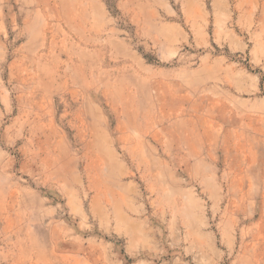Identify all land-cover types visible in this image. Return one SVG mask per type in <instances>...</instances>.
<instances>
[{
	"label": "rangeland",
	"instance_id": "1",
	"mask_svg": "<svg viewBox=\"0 0 264 264\" xmlns=\"http://www.w3.org/2000/svg\"><path fill=\"white\" fill-rule=\"evenodd\" d=\"M0 264H264V0H0Z\"/></svg>",
	"mask_w": 264,
	"mask_h": 264
},
{
	"label": "bare ground",
	"instance_id": "2",
	"mask_svg": "<svg viewBox=\"0 0 264 264\" xmlns=\"http://www.w3.org/2000/svg\"><path fill=\"white\" fill-rule=\"evenodd\" d=\"M54 7V6H53ZM55 9V8H54ZM64 16V15H63ZM59 17H61V16H59ZM62 18V17H61ZM68 22V21H67ZM67 24H69V23H67ZM57 44V43H56ZM61 45V44H60ZM64 46V45H63ZM59 49H60V47H59ZM65 50V49H64ZM54 52V51H53ZM57 54V53H56ZM59 56V55H58ZM70 58V57H69ZM57 60H59V59H57ZM53 63V62H52ZM55 63V62H54ZM61 63V62H60ZM58 67V66H57ZM60 67V66H59ZM81 68H82V66H81ZM58 71H60V69H58ZM118 94V93H117ZM115 95V94H114ZM117 96V95H116ZM118 98H119V95H118Z\"/></svg>",
	"mask_w": 264,
	"mask_h": 264
},
{
	"label": "crops",
	"instance_id": "3",
	"mask_svg": "<svg viewBox=\"0 0 264 264\" xmlns=\"http://www.w3.org/2000/svg\"><path fill=\"white\" fill-rule=\"evenodd\" d=\"M108 258H109V263H110V260H111V256L109 255V256H108Z\"/></svg>",
	"mask_w": 264,
	"mask_h": 264
}]
</instances>
